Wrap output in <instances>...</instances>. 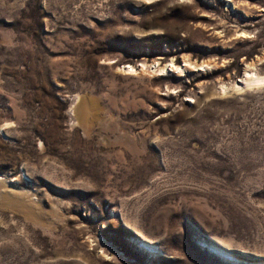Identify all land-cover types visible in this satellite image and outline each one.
Wrapping results in <instances>:
<instances>
[{
	"label": "rangeland",
	"instance_id": "rangeland-1",
	"mask_svg": "<svg viewBox=\"0 0 264 264\" xmlns=\"http://www.w3.org/2000/svg\"><path fill=\"white\" fill-rule=\"evenodd\" d=\"M244 75H264V0H0V264L264 261Z\"/></svg>",
	"mask_w": 264,
	"mask_h": 264
},
{
	"label": "bare ground",
	"instance_id": "bare-ground-1",
	"mask_svg": "<svg viewBox=\"0 0 264 264\" xmlns=\"http://www.w3.org/2000/svg\"><path fill=\"white\" fill-rule=\"evenodd\" d=\"M185 63V65H175L172 61H171V65H170V67L171 68H169L167 65H163V66H160V65H158V64H155V66L154 67H152L151 69L152 70H150L152 73L153 72H156V73H158V74H161V75H168V74H171V73H178L179 75H182V74H184L185 73V71L188 69V68H192V67H195V65L194 64H191V62H187V60L184 62ZM195 63V62H194ZM198 64H196V66H197ZM207 66H208V64L207 65H205V64H200L199 66H198V68H200V69H202V70H205L206 68H207ZM125 68H127L126 70L128 71V72H132L134 69H133V67L131 66V65H128L127 67H125ZM144 64H143V66H142V70H144ZM246 72V71H245ZM255 72V71H254ZM133 73V72H132ZM142 74V73H141ZM248 74V73H247ZM152 75V74H151ZM249 75V74H248ZM244 81H246L245 82V84H247V82H249V83H256V84H260V83H264V75H256V76H254V77H252V78H248V77H245V75H244ZM244 86H246V85H244ZM222 88V87H221ZM225 88V87H224ZM223 89V88H222ZM241 90V89H240ZM205 243V242H204ZM206 244V243H205ZM147 247H149L151 250H157V247L155 246V245H147ZM211 247L214 249V250H216L217 252H219V254L221 253L223 256H226L227 258H230V259H232L233 261H235V263L236 262H239V261H241L239 258H237V257H235L232 253H230V252H228V251H226V250H224V249H221V248H218V247H216V246H213V245H211ZM253 264H264V261H253L252 262Z\"/></svg>",
	"mask_w": 264,
	"mask_h": 264
},
{
	"label": "water",
	"instance_id": "water-1",
	"mask_svg": "<svg viewBox=\"0 0 264 264\" xmlns=\"http://www.w3.org/2000/svg\"><path fill=\"white\" fill-rule=\"evenodd\" d=\"M139 239H141V240H144L140 235H139ZM141 246V245H140ZM140 248H143V250H147L146 248H144V247H140ZM146 252H148V251H146ZM149 253V252H148Z\"/></svg>",
	"mask_w": 264,
	"mask_h": 264
}]
</instances>
